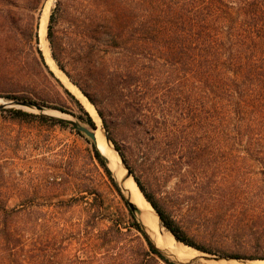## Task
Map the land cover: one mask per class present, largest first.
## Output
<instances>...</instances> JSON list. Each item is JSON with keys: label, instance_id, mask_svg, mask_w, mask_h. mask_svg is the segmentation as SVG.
<instances>
[{"label": "trees", "instance_id": "trees-1", "mask_svg": "<svg viewBox=\"0 0 264 264\" xmlns=\"http://www.w3.org/2000/svg\"><path fill=\"white\" fill-rule=\"evenodd\" d=\"M46 1L0 0V62H7L0 93L50 106L36 84L51 77L94 130L40 47ZM47 38L57 66L96 107L162 225L202 252L264 260V0H57ZM162 178L176 179L179 193L148 189ZM126 204L129 226L93 215L72 253L61 234L37 231L43 217L28 214L39 212L37 204L9 206L0 196V264H203L169 255Z\"/></svg>", "mask_w": 264, "mask_h": 264}, {"label": "rangeland", "instance_id": "rangeland-1", "mask_svg": "<svg viewBox=\"0 0 264 264\" xmlns=\"http://www.w3.org/2000/svg\"><path fill=\"white\" fill-rule=\"evenodd\" d=\"M56 1L47 0L44 6V9L48 6L49 10L46 37L50 14ZM65 27L66 23L61 19L57 24V29L62 31ZM48 44L50 47L49 41ZM6 63V61L0 62V69L5 67ZM36 89V92L47 99V105H50L46 106L47 108L55 109L58 112L62 110L51 106L65 108L68 112H63L68 115L69 119L76 120L81 125L89 127L86 122L87 116L80 109L78 103L53 78L50 77L48 80L38 81ZM0 98L10 100L6 95L1 93ZM76 98L78 97L76 96ZM78 100L92 116L96 129L101 124L105 134L106 132L108 133L94 104L91 103L98 114V119L91 114L79 98ZM25 111L42 114L33 110ZM80 116L85 120L80 119ZM117 139L121 142L120 138L117 137ZM91 141V138L86 134H79L69 123L60 124L39 117L17 119L9 111L0 109V189L2 190L0 196L7 199L9 206L25 204L27 208H30L31 203L37 204L35 207L38 208L39 212L28 213L41 214L43 217V224L38 227L37 231H40L44 235H52V233L61 234L62 236L59 239L62 240L64 246L67 245V248L72 253L77 252V249L80 248L81 243H78L79 237L81 234H84L86 223L92 220L93 215L99 219H115L127 226L133 221L132 214L126 204L127 196L124 194L115 173L109 167L106 160H104L105 165H103L96 158ZM111 144L118 152L112 139ZM120 146L128 153L126 146L122 142ZM118 154L120 155L119 152ZM123 165L128 172L129 169L126 163H123ZM106 167L110 170V174L106 170ZM132 176L134 178L133 174ZM176 181V179H170L167 182L162 178L161 186H152L150 183L146 184L149 190L156 193L169 192L177 194L179 191L176 188ZM178 198L176 200L181 206L184 201L182 198ZM180 208L184 209V211L186 209L184 205ZM134 214L140 219L137 213ZM177 215L195 219L205 214ZM108 223L109 221L102 219L99 224L104 225ZM164 228L168 230L166 227ZM147 231L149 232L148 229ZM149 234L151 233L149 232ZM155 242L159 244L158 246H162L161 242L158 243L157 240ZM161 248L175 259L178 258L177 260L183 262L204 256V252L192 247L201 254L186 259L188 261H184L167 247L162 246ZM199 260L203 264H213L202 258H199ZM225 260L254 261L262 259L225 257Z\"/></svg>", "mask_w": 264, "mask_h": 264}, {"label": "bare ground", "instance_id": "bare-ground-1", "mask_svg": "<svg viewBox=\"0 0 264 264\" xmlns=\"http://www.w3.org/2000/svg\"><path fill=\"white\" fill-rule=\"evenodd\" d=\"M48 6L44 9L41 24H40V45L43 49V52L45 54V58L51 68L55 71L57 76L62 80V82L72 91V93L77 96L81 102L85 105V107L91 112L92 115L95 116V118L98 119V114L96 113V110L94 109L91 102L87 99V97L81 92V90L75 86L68 77L57 67L56 63L54 62L51 53H50V47L47 41L46 37V26H47V20H48ZM2 98H0V102H2ZM49 114H52L54 116H60V117H68L67 114L58 112L56 110L50 109L48 110ZM96 131V143L101 151V153L108 158L107 164L112 169V171L115 173L116 178L123 189L124 194L130 198L129 193H131V200L140 208L141 213H139L140 220L145 224L146 228L151 233L150 235L153 237L154 240H157L158 243L161 242V245L165 248L172 250L178 257L181 258V260L188 261L186 259L193 258L201 253L199 251H196L192 247L185 245L182 242L177 241L174 236L164 228V226L161 223V220L157 214V212L154 210L152 205L148 202V200L145 198L144 194L142 193L141 189L139 188L137 182L133 178V176L128 177V172L126 171V168L124 167L121 157L118 154V152L113 148L111 142H109L106 138V134L101 126L97 127ZM127 178V179H126ZM127 190V191H126ZM159 245V244H157ZM161 246V247H162ZM202 258L203 257H199ZM197 258V259H199ZM178 259V258H177ZM205 260V259H204ZM213 264H264V260H252V261H234V260H220V261H208Z\"/></svg>", "mask_w": 264, "mask_h": 264}, {"label": "water", "instance_id": "water-1", "mask_svg": "<svg viewBox=\"0 0 264 264\" xmlns=\"http://www.w3.org/2000/svg\"><path fill=\"white\" fill-rule=\"evenodd\" d=\"M2 100L3 101L0 102V109H4V108H17V109H24V110H33V111H37V112L42 113V114L50 115V116H53V117H56V118H61V119L65 120L67 123L71 124L72 126L77 127L80 131H82L83 133H85L92 140L96 141V139H97L96 138V131H97V129H94L93 130V129L89 128L88 126L79 124L76 120H73V119L64 118V117H60V116H54L52 114H49L48 113V110H50V109L47 108L44 105H41V104H38V103H32V102L25 101V100H17V99H10V100L2 99ZM61 112H63V111H61ZM106 138H107V140L109 142H111V138H110V136H109V134L107 132H106ZM103 157L105 158L106 161H108V158L106 156L103 155ZM122 162L125 164V162H124L123 159H122ZM130 176H132V173L130 172V170H128V177L127 178H129ZM129 195H130V198L127 197V201H128L129 207L131 208V210L134 213H137V214L141 213L140 208L131 200V193H129ZM174 238L177 241H179L175 236H174ZM179 242H181V241H179ZM202 257L206 261H220V260L225 259V257H221V256H217V255H211V254L206 253V252H204V256H202Z\"/></svg>", "mask_w": 264, "mask_h": 264}]
</instances>
